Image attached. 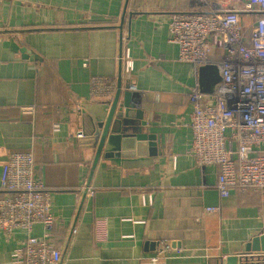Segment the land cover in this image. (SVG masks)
Segmentation results:
<instances>
[{
    "label": "crops",
    "instance_id": "obj_1",
    "mask_svg": "<svg viewBox=\"0 0 264 264\" xmlns=\"http://www.w3.org/2000/svg\"><path fill=\"white\" fill-rule=\"evenodd\" d=\"M185 2L129 0L121 20L125 0H0V173L11 151L31 152L53 217L51 230L41 223L30 233L0 230V264H11L28 235H46L61 251V264H151L162 240L172 250L157 264H222L264 234V190L234 188L222 198L217 167L185 154L192 107L184 92L198 77L193 63L178 59L168 29ZM15 44L33 53L22 58ZM127 51L132 72L122 65ZM218 58L212 51L211 60ZM93 78L113 88L96 93ZM118 84L121 99L144 113L147 131L156 135V175L125 179L122 166L131 158L101 156L86 187L95 150L76 137L91 130L83 126L81 106L93 97L111 99ZM210 206L217 209L206 211ZM99 218L108 224L104 242L94 237ZM124 234L134 239L122 240Z\"/></svg>",
    "mask_w": 264,
    "mask_h": 264
},
{
    "label": "built area",
    "instance_id": "obj_2",
    "mask_svg": "<svg viewBox=\"0 0 264 264\" xmlns=\"http://www.w3.org/2000/svg\"><path fill=\"white\" fill-rule=\"evenodd\" d=\"M168 22L171 41L178 46V59L194 64L216 63L221 82L215 93H201L198 84L184 92L191 111L192 144L185 154L200 166L218 169L217 189L222 198L237 188L264 190V0H235L234 7L224 0H185ZM227 1V0H225ZM251 20L243 23V16ZM215 51L218 60H211ZM85 64L87 62H84ZM125 72H132L134 60L129 51L122 55ZM96 93L110 92L113 83L93 78ZM134 89V86H130ZM59 129L58 125L53 128ZM76 137L83 139L81 131ZM163 151L167 152L166 142ZM159 157L131 158L124 168L125 179L151 181L156 175ZM50 194L34 176V158L28 151H11L0 173V230L14 228L31 232L41 223L51 230ZM217 207H207L206 211ZM98 242L108 238L106 219L94 221ZM122 240H133L124 234ZM172 248L162 240L159 251L149 258L151 264L168 259ZM61 251L48 237L28 235L25 245L11 254V264H61ZM263 258H254L252 262Z\"/></svg>",
    "mask_w": 264,
    "mask_h": 264
},
{
    "label": "water",
    "instance_id": "obj_3",
    "mask_svg": "<svg viewBox=\"0 0 264 264\" xmlns=\"http://www.w3.org/2000/svg\"><path fill=\"white\" fill-rule=\"evenodd\" d=\"M129 0H125L121 20H124ZM13 40H11V43ZM20 52L22 58H28L33 52L26 47L13 46ZM36 57V54H35ZM218 64H201L197 68L198 88L201 93L212 95L221 82ZM90 98V102L81 106V121L83 126L91 130L84 143L95 150L94 160L90 168L86 187H89L94 170L101 156L112 158H142L158 154L156 135L146 129V118L141 110L127 106L121 99V87L110 97ZM88 188L84 191L83 199ZM264 259V234L251 238L245 246V253L230 254L222 264H248L254 258Z\"/></svg>",
    "mask_w": 264,
    "mask_h": 264
},
{
    "label": "trees",
    "instance_id": "obj_4",
    "mask_svg": "<svg viewBox=\"0 0 264 264\" xmlns=\"http://www.w3.org/2000/svg\"><path fill=\"white\" fill-rule=\"evenodd\" d=\"M250 20H251L250 17H248V16H246V15L243 16V23H244V24L248 23ZM255 262H257V261H255Z\"/></svg>",
    "mask_w": 264,
    "mask_h": 264
},
{
    "label": "rangeland",
    "instance_id": "obj_5",
    "mask_svg": "<svg viewBox=\"0 0 264 264\" xmlns=\"http://www.w3.org/2000/svg\"><path fill=\"white\" fill-rule=\"evenodd\" d=\"M262 149H264V144L261 146Z\"/></svg>",
    "mask_w": 264,
    "mask_h": 264
}]
</instances>
